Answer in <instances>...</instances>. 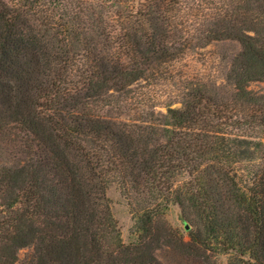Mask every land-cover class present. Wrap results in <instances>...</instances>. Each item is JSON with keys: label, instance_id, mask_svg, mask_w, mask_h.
Returning <instances> with one entry per match:
<instances>
[{"label": "trees", "instance_id": "1", "mask_svg": "<svg viewBox=\"0 0 264 264\" xmlns=\"http://www.w3.org/2000/svg\"><path fill=\"white\" fill-rule=\"evenodd\" d=\"M219 41L241 45L225 85L176 69ZM25 248L27 264H264V0H0V264Z\"/></svg>", "mask_w": 264, "mask_h": 264}, {"label": "rangeland", "instance_id": "2", "mask_svg": "<svg viewBox=\"0 0 264 264\" xmlns=\"http://www.w3.org/2000/svg\"><path fill=\"white\" fill-rule=\"evenodd\" d=\"M136 3L140 0H134ZM241 51V45L236 41H219L213 42L203 48H194L190 50L176 65V69L190 77V79L200 80L207 84H216L217 86L225 85V77L229 68L231 60ZM140 82L135 90L143 93L150 92L154 94L156 88L150 89L149 86ZM146 86V87H145ZM162 90V89H159ZM164 90V89H163ZM159 93L155 90V93ZM159 107L157 111L165 112L163 108L164 104L168 102L167 98L158 96V99L151 101ZM147 103L150 107L152 103ZM179 107V105H174ZM139 111L135 108L130 111H125L123 116L117 114L116 111H111V116L119 117V119L125 120L127 118H139ZM107 197L110 201L112 214L118 223V226L122 233V239L124 243L131 244L135 240L133 235V227L135 222V210L134 203L123 193L121 187L118 184L110 186L107 192ZM164 222L167 226L171 227L174 231L179 232L189 240L191 232L195 231V227L189 222L181 208L178 205H169L164 213ZM187 226L189 228H187ZM32 248H25L19 252V261L16 264H27L30 260V256L33 253ZM158 257L162 264H195V261H187L179 256L177 253L167 250L158 253ZM218 264H230L228 255H219L216 259Z\"/></svg>", "mask_w": 264, "mask_h": 264}, {"label": "water", "instance_id": "3", "mask_svg": "<svg viewBox=\"0 0 264 264\" xmlns=\"http://www.w3.org/2000/svg\"><path fill=\"white\" fill-rule=\"evenodd\" d=\"M187 228H189V227L187 226Z\"/></svg>", "mask_w": 264, "mask_h": 264}]
</instances>
